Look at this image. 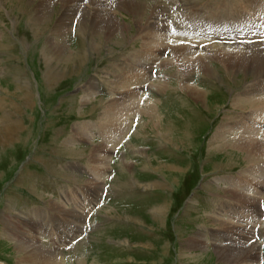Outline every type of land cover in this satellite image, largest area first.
<instances>
[{"label": "rangeland", "instance_id": "obj_1", "mask_svg": "<svg viewBox=\"0 0 264 264\" xmlns=\"http://www.w3.org/2000/svg\"><path fill=\"white\" fill-rule=\"evenodd\" d=\"M39 1L0 0V117L6 111L21 125L9 141L0 124V264H43L52 256L57 264H232L220 250L233 249L235 228L245 221L233 209L244 205L226 190L229 181L247 176L249 162L242 149H218L212 136L226 116L237 115L233 98L250 84L248 72L226 74L224 64L214 58L208 63L211 74L199 67L185 70L191 74L179 83V67L170 51L161 49L153 53L155 63L144 78L145 86L133 96L139 105L122 115L126 129L114 145L99 148L105 143L96 128L89 139L74 138L73 129L80 123L104 122L103 111L127 91L111 83L112 66L129 70L138 63L136 50L144 42L140 37L153 21L150 8L157 9L158 28L167 29L169 43L190 48L178 58L186 61L184 54L202 53L206 42L188 46L198 37L223 48L233 45L236 37L239 43H262L264 21L259 28L260 17L249 9L261 8V0H231L228 5H213L211 0H137L147 6L139 20L144 24L141 30L127 5L133 0H107L113 20L122 28L113 37L99 26L90 29V24L86 31L79 30L77 20L67 21L60 36L61 2L47 10L33 8ZM227 38L232 43H226ZM56 40L65 45L64 54L84 42L83 64L77 67L66 54L58 56ZM94 41L96 50L90 46ZM164 62L167 68L158 65ZM48 69L54 78L46 75ZM185 85L200 87L204 99L195 100ZM147 101L154 104L155 121L141 111ZM262 133L264 128L258 137ZM94 146L102 153L110 149L104 153L98 190L90 184L94 163L88 156ZM89 185L91 196L82 211L76 199L69 202L67 196L79 198ZM245 192L257 198L261 216L249 215L254 222L246 224L258 256L241 264H264V183L256 195ZM51 202L85 215L78 229L63 239L68 223L55 221Z\"/></svg>", "mask_w": 264, "mask_h": 264}, {"label": "bare ground", "instance_id": "obj_2", "mask_svg": "<svg viewBox=\"0 0 264 264\" xmlns=\"http://www.w3.org/2000/svg\"><path fill=\"white\" fill-rule=\"evenodd\" d=\"M58 1L61 2V8L64 11L62 15L63 17L60 18V25L59 26L57 25L58 33L60 34V36L61 34L65 33L66 24H67L66 22L69 21L71 23L73 20H77L78 23L80 24L79 30L82 27L84 30L87 24H90L91 26L90 29L95 28V26H99L98 28L105 29V32L108 33L110 37H113L114 35L116 36L117 34L120 33V31L122 32V28L120 24L113 20L112 13L109 10L110 8H108L107 3H105V1L107 0H40L37 4H34L33 8H45L47 10L49 7H52V5L55 4V2H58ZM230 1L231 0H211L210 3H212L213 5H217V4H223V3L227 4ZM85 2H88V5H90L89 8L92 7L91 10L87 9L88 7L86 6ZM132 2H131L132 4L130 2L127 3V5H129L130 7V12L134 15V17L137 18L136 21L137 20L142 21L141 17L146 13L147 6L142 4V1H140L139 4L137 0L136 1L133 0ZM136 2L138 5L136 4ZM259 3H261V8L257 7V8H249V9L250 10L252 9L253 10L252 12L260 17V20L257 23H260L259 28L263 29V24L261 20L264 21V2L263 0H261V1H258V4ZM231 4H234V3H231ZM234 5L236 7V4ZM133 6H136V7H133ZM214 9H217V8H212V10ZM219 9H221V11L226 12L225 9H222V8H219ZM156 10H157L156 8L149 9L150 13L154 15H155ZM154 15L152 16L153 17L152 25L150 24L151 26L149 27V29L145 28L147 29V31L145 33H142L140 37V39L144 40L143 46L141 47L140 50H136V53H137L136 56H139L138 57L139 59L138 61H136L138 63L135 64V67H133V69L135 68L137 69V71L135 72L131 71V73H129L130 72L129 70H133L132 68L127 70L122 67H117L116 65L112 66V71H114L115 73L113 76L115 78V81H112L111 83H113L115 87H117V89L128 88V89L123 90V92H125L126 90L127 91L125 92L126 94L124 93L121 95L122 101L120 100L121 101L120 102L118 100L119 101L118 102V101L112 100L113 102L110 103L111 104L110 107L106 108L103 111L102 115L104 119H102V121L104 122L99 124L100 126L94 123H80L76 125L73 129L74 131L73 137L80 138V139H86V138L89 139L90 138L89 134L92 132L94 128H96V130H98L101 135L102 143H105L101 145V147L100 145H98L99 148L102 149L103 147H106L107 143L110 145H114L117 139L121 137L122 131L126 129L125 123H124L125 121L122 115L124 114L128 115L129 109L132 111L135 108L137 103L136 101H134L133 96L136 94V92H138L139 88H142L143 86H145L144 78L147 77L149 71H151L153 67V63H155V61L152 59L153 53H158L161 49L162 50L168 49L170 51L172 60H174V61L172 60L171 61L173 62V64H176L179 67L180 71H179V76L177 78V81L179 83L180 82L182 83V79H185L187 76L189 77V74H191V73L188 74L187 72L185 73V70L188 71L190 69L199 67L202 71L207 73V75L211 74L208 63L211 59H214V58H217V60L219 59L220 62L224 64L225 70L227 72L226 74L233 72V71H237V72L240 71L243 73L248 72L251 75L250 84L247 85L245 88H243L244 90L241 93H237L236 96H234L233 98L232 104L235 106L236 111L238 112V113L236 112L237 115L226 116V118L222 121L223 124L219 125L217 129L215 130V132L213 133L212 141L217 143L218 149L232 146L233 148H239V149L244 150V152L247 154L246 158L249 164L253 163V166L252 165L249 166L248 164L249 167L247 166V168L245 169V171H248L247 176L242 175L243 178L240 177L242 178L240 180L229 181L230 189L226 190L227 193L231 196V198H233L234 201H236L237 203H242L244 205L242 209L238 211L236 209H233V212H238L239 214L242 213L243 214L242 217L245 218V221H243L242 227L235 228L234 237L232 238L233 239L232 243H234V246H232L233 249L231 248L229 249L226 248L223 250L221 249L220 255L232 264H241V261L243 260L247 261V260H253L254 258L256 259V257L258 256L257 255L258 247L255 243H252V241L251 243L249 242L250 238L248 240V232L246 230L247 228L246 224L250 221L254 222L252 221V219L250 220L248 218L249 215H251L250 217L253 218L256 216H261V214H260L259 202L257 201V198L254 195L253 196L248 195L245 191L249 192L251 190V192H253V194L256 195L258 194L259 188L264 183V159H263L264 157V136L262 135L261 137H258L259 136L258 133L260 132L261 129L264 128V40H262V43H254V44L250 43L248 45L246 44L248 43V41L241 40L242 43L241 42L239 43L237 41V39L239 38L236 37L235 41L233 42V45L228 46L229 49H226L228 47L224 46L223 48L218 44L210 43L208 41L209 39H205V38L201 39L200 37H198V39H194L193 41H191L190 42L191 44L188 46L193 45V43L196 44V43L206 42L205 47L201 51L202 53H199V55H192L190 57H188V55L185 56L184 54V58H186V61H183V59L180 60L178 58L182 56L183 52H186V51L189 52L190 48L186 46H181L182 44L181 43L179 44L178 42L170 41L171 43H169V40H168L169 35L167 34V29L165 28L164 30V28L162 27L160 29L158 28L159 21H156L157 17H155ZM227 15L230 16L231 12H228ZM251 16L253 17V15H250L249 17L250 20H251ZM40 17L42 16H39L38 18ZM141 21H139L137 24L138 29L142 28V26L144 25V24H141ZM259 30L260 29H258L257 31ZM227 39L228 41L226 43H232L231 38H227ZM56 43H57L56 49L57 48L58 49L55 51L59 54L58 56H62V55L65 56L66 53L65 54L63 53V49L65 46L63 45V42L62 41L58 42V40H56ZM236 44H240L241 46L236 45ZM90 46L93 50L97 49V46L95 45V41L94 43H91ZM231 47H234V48L236 47L237 49L232 51L230 49ZM86 51L87 49H86L85 43L81 42L80 48L78 50L72 49V50L65 51L67 52L66 58H68L69 63L76 64L77 67L78 66L80 67L81 63L83 64V59L85 58V55L87 53ZM190 52H193V51H190ZM132 62L135 63L134 60ZM167 64L168 62L158 63L160 67L165 66ZM169 64H172V63L169 62ZM47 72L48 73H46V75L49 78L55 77V73H53L51 70L48 69ZM152 85L154 84H151V86ZM91 86H92V83L90 84V87ZM184 88L186 89V91L188 90L189 93L193 96V98L197 101L203 100L206 95L204 94V91H201L200 90L201 88L196 85H185ZM124 96H126L127 98L125 99ZM123 100H126V103ZM142 103H143L142 104L143 108L141 111H143L147 115L149 114V116L153 119V121H155L157 118V115L154 109V104L151 103L150 101H147L146 103L144 102ZM8 114H6V111L4 112V114L0 117V120H1L0 124L5 126L3 130L4 136L7 138V140L10 141V139L12 140L14 138L15 132L20 128L21 125L19 124L17 120H12V118H10ZM104 125H107V126H104ZM95 147L96 146H94V148L90 150L89 156H88L90 160L93 161L94 163L93 165V169H94L93 175L94 176L92 179L90 178V180H92L90 184H93V186L91 185L93 189L94 188L97 189L100 185L98 181V178H99L98 176L101 175V171L104 169L105 165H103L102 163H103V160L107 157V154H104V153L106 152L108 153L110 151V149L106 148L105 150L103 149L104 153H102L99 150H97ZM234 187L241 188L240 190H243V191L240 192L236 190ZM90 188L91 187L89 185L86 190L81 191L82 195L79 194L78 195L79 198L75 197L72 200V196L70 197L67 196L69 202L74 201L76 199L75 201L76 205L82 211H84L86 207L84 203L89 202V200L87 199L90 198L89 196H91ZM79 199L80 201H78ZM237 200H240V201H237ZM255 203H257V208H256ZM50 206H53L54 209H56L55 221L57 223L59 224L60 223L64 224L65 222L68 223V225H65V229H64L66 234L64 236L63 235L60 236L62 237V239L65 236H68L74 230H77L78 229L77 227L81 224V221L84 220L85 218V215L83 213L78 212L73 209L64 210L63 208H60V205H58L57 203L51 202ZM81 216H83V218H81ZM39 225L41 227V224ZM190 243H193V241L190 240ZM46 254H49V253H46ZM43 264H57V261H55L54 257L52 256V257H48V259H45V262Z\"/></svg>", "mask_w": 264, "mask_h": 264}]
</instances>
